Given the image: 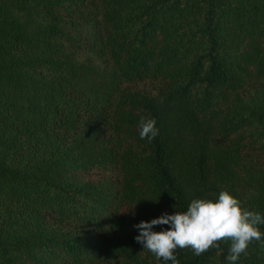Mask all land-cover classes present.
Masks as SVG:
<instances>
[{
  "label": "trees",
  "instance_id": "1",
  "mask_svg": "<svg viewBox=\"0 0 264 264\" xmlns=\"http://www.w3.org/2000/svg\"><path fill=\"white\" fill-rule=\"evenodd\" d=\"M221 190L264 215V0H0V264H164L133 226Z\"/></svg>",
  "mask_w": 264,
  "mask_h": 264
},
{
  "label": "clouds",
  "instance_id": "2",
  "mask_svg": "<svg viewBox=\"0 0 264 264\" xmlns=\"http://www.w3.org/2000/svg\"><path fill=\"white\" fill-rule=\"evenodd\" d=\"M141 139L151 142L158 135L156 120L141 117L138 126ZM167 225V229L153 231L154 226ZM264 215L242 206L228 191L221 190L215 200L193 199L184 212L164 213L150 222H140L133 227L139 234L135 241L143 251L150 252L157 261L164 264H179L178 249H191L200 256L210 249L219 248L220 242L229 244L226 257L229 264H235L241 255L246 254L253 242L264 246Z\"/></svg>",
  "mask_w": 264,
  "mask_h": 264
},
{
  "label": "rangeland",
  "instance_id": "3",
  "mask_svg": "<svg viewBox=\"0 0 264 264\" xmlns=\"http://www.w3.org/2000/svg\"><path fill=\"white\" fill-rule=\"evenodd\" d=\"M139 88L143 89V84L139 86Z\"/></svg>",
  "mask_w": 264,
  "mask_h": 264
}]
</instances>
